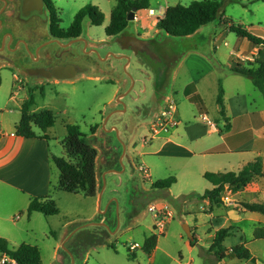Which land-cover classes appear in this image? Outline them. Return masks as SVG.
<instances>
[{"label": "rangeland", "instance_id": "rangeland-1", "mask_svg": "<svg viewBox=\"0 0 264 264\" xmlns=\"http://www.w3.org/2000/svg\"><path fill=\"white\" fill-rule=\"evenodd\" d=\"M84 1L57 0V6L64 10L61 15L63 27L70 26ZM193 1L199 0H155L153 6L158 16L160 7L164 10L167 6H189ZM219 1L223 5V16L189 37L174 38L161 30L140 31L143 36L151 38V45L161 63L149 55L134 52L128 54L127 61L119 59L118 54L124 50L118 43L114 44L115 37L106 35L111 14L101 9L105 15L102 26H93L89 20L83 25L89 37L103 42L97 47L102 51L99 53L101 58L97 57L98 63L93 64L90 58L93 56H88V68L79 75L75 74L67 81L51 80L49 83L29 71L32 65L24 56V69L0 60V129L18 125L21 106L32 96L36 101L32 113L50 110L56 117L55 126L47 132L52 154L66 157L62 143L68 125L80 126L87 141L98 151L96 174L101 184L98 197L60 191L57 177V186L51 197L57 203L58 215H38L30 223L33 233H24L17 240L38 246L43 264H244L238 259L219 262L210 256L206 243L208 231L212 229L206 214L208 208L202 212L203 205L196 202L197 196L193 194L212 186L200 175L202 168L192 161L178 159L180 154L186 155L182 149L171 146L164 154L150 155L148 152L157 149L151 150L143 145L145 141L154 140V136L162 137L173 132L180 125V120L176 127L167 120L162 129L154 127L165 121L161 114L168 102L174 101L178 105L177 95L163 92L168 83V71L170 74L175 71L174 84L181 94L179 110L188 117L198 112L197 106L186 101L181 93L190 82L200 83L211 118L216 113L214 91L218 89L220 78L226 84L229 96L234 94L235 88H240L249 100H255L257 106L264 104L262 95L253 91L257 88L251 80L241 78L242 83L236 87L231 78L238 76H228L230 58L235 67L238 62L253 64L259 48L250 47L237 54L244 41L228 30L227 23L240 25L264 39V3ZM31 2L36 13L46 11L43 0ZM147 14L146 11L137 12L140 18ZM2 18L0 41L4 33L15 31L17 24L23 28L33 24L26 20L23 24L18 20L13 22L7 16ZM138 26L137 21H131L122 34H136ZM29 27L26 35H16V40L22 38L32 50L43 39L34 35L32 26ZM191 50L200 51V56L189 55ZM109 54L115 56L107 59ZM19 55L21 57V53ZM160 75L164 77L160 79ZM132 78H135L134 84ZM148 78L151 80L147 81ZM122 95H125L121 99L123 105L117 103ZM204 120L208 119L205 117ZM167 125L170 127L166 133ZM35 131L43 134L37 128ZM173 144L190 143L186 138L175 136ZM156 162L158 166H154ZM54 168L58 176L59 171ZM169 177L176 178L170 188L171 195L153 189L154 182ZM152 207L156 210H151ZM161 209L167 216L163 227L160 219L155 217ZM26 220L25 217L22 222ZM24 225V229L27 228L28 224ZM185 226L191 229L196 240L194 247L188 244ZM154 234L158 235L159 241L153 257L143 251V245L146 238ZM130 253L137 255L136 261L130 260Z\"/></svg>", "mask_w": 264, "mask_h": 264}, {"label": "crops", "instance_id": "crops-1", "mask_svg": "<svg viewBox=\"0 0 264 264\" xmlns=\"http://www.w3.org/2000/svg\"><path fill=\"white\" fill-rule=\"evenodd\" d=\"M53 1L62 20L61 15L64 14V10H61V8L57 6V0ZM154 1L155 0H150L149 10L142 11L148 12L147 16L140 18L136 13L135 21L138 22L139 31L136 34L131 33L133 36L145 41L146 44H148V42L151 43V38L146 35L143 36L140 31H159L157 28V20H159V18L157 15L151 16L149 14L150 10L156 12L153 6L155 3ZM87 5L99 6L103 12L106 13L107 10L112 14L114 7L117 5V0H85L80 10ZM168 7L172 6H167L164 10L163 7H160L159 13L162 11L166 12ZM44 13L48 17L49 14L47 9ZM69 27L70 26L64 28L68 29ZM83 33L89 37L88 33L84 32V28ZM14 34H16V32H14ZM89 38L97 47L99 44L103 43L94 38ZM6 39V37L3 38V43H5ZM242 40L244 41V46L237 54L252 47L248 40L243 38ZM13 41L14 40L10 41V43H13ZM193 54L200 56L201 52L198 50L189 51V55ZM230 61L231 65L228 67V73L230 75L228 76L236 75L239 77L231 78L237 87L242 83L241 78L245 77L232 72L235 66L231 58ZM218 65L223 68L220 62ZM174 72L170 74L168 71V83L163 92H170L169 95L173 96L177 95L176 100L180 125L169 134H163L161 135L162 137L154 136V140L150 142L145 141L143 144L146 146L145 148L149 147L151 150L157 149L154 152H148V154H164L163 152L171 146L182 149L186 155L180 154L178 159H184L198 164L202 168L200 170L202 178H204L203 176L206 172H239L243 167L259 157L262 158L264 162V104L257 106L255 100H249L240 88H235L234 94L229 96L228 88L226 84H223V80L220 78L218 79V89L214 91V93L216 92V95H214L216 113L215 116L211 118L210 111L206 105V95L202 93L200 83L190 82L181 89V93H183L186 101L197 106L198 112L196 114L193 112V115L188 117L183 115L179 110L180 104L178 98H180L181 94L180 90L177 89L174 84ZM163 77L164 75H160V79ZM220 86L224 89L226 118L220 115V108L217 105V96ZM253 91L255 93H260L264 98L259 90L256 89ZM205 117L208 120H204ZM15 127L16 126H14V128L6 127L5 129H0V237L5 238L12 247L20 246L24 243L29 244L27 241L17 240L22 238L24 233H33L30 223L40 215V213L28 215L27 210L30 202L33 198L51 197L52 190L57 186V177L59 179V172L57 176V172L54 168L56 166L52 161V156L55 155L51 152L49 141L38 138L26 139L20 137L16 135ZM175 136L186 138L190 144H173ZM155 144H157L158 147L155 146ZM154 166H158V162H156ZM97 181L100 191L101 184L98 179ZM212 188L213 186L209 189L207 187L202 193H198L197 191L193 192V194L197 196L196 202L203 205L201 207L202 212L205 213V210L208 208V213L206 214L208 216V224L212 228L211 231H208L209 236L206 238V243L209 246L208 249L214 241L216 231L222 228H231V236L225 240L224 247L227 250H231L235 246L244 244L250 249L254 258V260L251 261H243L244 264H264V239H256L254 236L258 228L264 229V215L247 212L240 205L242 202L264 203V178L254 179L248 187L236 193L228 190L224 195L226 205L222 208H215L213 211H209V201L201 200L199 196ZM162 191H167L166 193H170L171 195V189ZM25 217L27 219L26 222H22ZM26 223L28 225L27 228L24 229V224ZM188 244L194 247L191 245L190 239ZM157 248L152 254L153 257ZM210 256L216 259L213 253H211ZM3 257L4 256L0 255V259Z\"/></svg>", "mask_w": 264, "mask_h": 264}, {"label": "trees", "instance_id": "trees-1", "mask_svg": "<svg viewBox=\"0 0 264 264\" xmlns=\"http://www.w3.org/2000/svg\"><path fill=\"white\" fill-rule=\"evenodd\" d=\"M43 2L50 15L52 33L55 36L63 35L64 31L60 27L62 20L54 1L43 0ZM250 2L252 4L258 2L264 3V0H250ZM134 7L137 8V11L149 10L150 0H117V5L111 14L110 24L106 28V35L108 37H117L127 30L129 14ZM222 7L223 5L219 0H199L193 1L189 6L176 5L168 7L164 17L159 19L157 28L164 31L170 37H189L202 27L221 18L223 16ZM87 19L93 26H102L105 22V15L95 5L85 6L77 13L70 25L67 31L68 37H79L83 33V25ZM227 23L229 31L235 33L240 38L248 40L252 47L259 48L258 56L253 64L245 65L242 62H238L237 66L232 69V72L251 80L253 85L264 96V39L252 34L240 25L237 26L230 21ZM35 105L36 101L32 96L23 103L21 120L15 127L16 135L26 139L38 138L49 141L47 132L55 126L56 117L50 110L32 113L31 110ZM217 105L220 108V115L226 118L224 89L222 86L219 88ZM35 128L39 129L43 134H37ZM86 138L87 136L82 133L80 126L68 125L67 136L62 143L66 157L52 156V161L59 170L58 189L60 191L96 198L99 191L96 174L98 151ZM203 177L213 188L207 190L199 198L201 200H208L210 203L209 211H213L215 208H222L226 205L224 195L228 190L236 193L248 187L254 179L264 178V162L259 157L247 164L239 172H206ZM175 183L176 178L169 177L155 182L153 189L168 190ZM240 205L247 212L264 215V203L242 202ZM27 213L28 215L40 213L45 217H53L58 215L59 209L52 197H39L31 200ZM230 236L231 228H222L216 231L209 252L213 253L219 262L226 259H238L240 261L254 260L250 249L244 244L227 250L224 247V242ZM254 236L256 239H264V229L258 228ZM158 241V235L154 234L147 237L143 245V251L151 256L157 248ZM190 243L192 246H195V238L190 240ZM111 248L114 249V245H111ZM0 255L8 257L16 264H43L41 252L37 246L22 244L18 247H12L2 237H0ZM129 258L131 261H136L137 255L130 253Z\"/></svg>", "mask_w": 264, "mask_h": 264}, {"label": "flooded vegetation", "instance_id": "flooded-vegetation-1", "mask_svg": "<svg viewBox=\"0 0 264 264\" xmlns=\"http://www.w3.org/2000/svg\"><path fill=\"white\" fill-rule=\"evenodd\" d=\"M0 2L2 4L0 7V19L3 16H7V18H10L13 22H17L18 20L21 24L24 23V20L33 22V24L31 23L29 25L32 26L33 34H38V36L43 39V42H40L35 48L30 50L28 43L23 41L22 38L16 40V35H26L25 31L30 27L26 26V28H23V26L17 24L15 31L4 33V37L7 38L5 43H3V40L0 41V60L12 63L14 66H19L24 69L22 58V56H24V58H28L31 62L32 68L29 69V71L38 78H42L49 83L51 80L67 81L69 78H59L70 76L72 73L79 75V72L88 68V56L95 57H90L92 58L93 64L98 63L99 59L97 57H100L99 53L102 51L99 49L100 47L97 48V46L93 44L94 42H92L85 33H82L79 37L70 38L67 35L69 28H64L61 23L60 27L64 31V34L55 36L51 31L50 15L47 17L44 12V14L36 13L31 0H0ZM2 19L0 20L1 22ZM14 32H16V34H14ZM10 34L13 35V43H10ZM127 37H130V35L122 34L121 36H117L115 37L116 42L114 43H118L121 49L124 50L118 54V58H122L126 61L128 60V54L134 52L133 49H138L137 47H127ZM15 40L17 42H15ZM147 47L151 52L156 54L151 43L148 42ZM20 53L21 57L19 55ZM137 54L146 53L138 50ZM110 57L114 56L109 54L107 59ZM153 60L160 62L159 57Z\"/></svg>", "mask_w": 264, "mask_h": 264}, {"label": "built area", "instance_id": "built-area-1", "mask_svg": "<svg viewBox=\"0 0 264 264\" xmlns=\"http://www.w3.org/2000/svg\"><path fill=\"white\" fill-rule=\"evenodd\" d=\"M149 14L151 16H156V12L154 10H150ZM165 15V12H160L159 15L157 16L159 19L163 18ZM163 118H165V121H161L160 124L158 125H154V127H158V129H162L164 127V124L166 123L167 120H171V123L173 124V126H177V124L179 123V119H178V106L175 104V102H168L167 105L165 106L164 110L162 111ZM170 126H166V128L164 129L166 131V133L168 132V128ZM151 210L155 211V207H152ZM156 218L160 219V225L161 227H163L164 225V220H167V216L166 213L163 212V210L161 209L159 211L158 215H155ZM0 264H16L14 261H12L11 259H9L8 257L4 256L1 260H0Z\"/></svg>", "mask_w": 264, "mask_h": 264}, {"label": "water", "instance_id": "water-1", "mask_svg": "<svg viewBox=\"0 0 264 264\" xmlns=\"http://www.w3.org/2000/svg\"><path fill=\"white\" fill-rule=\"evenodd\" d=\"M136 13H137V8H133L132 10H131V12H130V14H129V18H128V21L129 22H131V21H135V19H136ZM1 28H2V22L0 21V30H1ZM11 35V34H10ZM11 37V41L13 40V35H11L10 36ZM126 43H127V47H137L138 49H133L134 50V53L135 54H137L138 53V50H141V51H143V52H145L147 55H149L151 58H153V59H156V58H158L157 57V55L155 54V53H152L151 51H150V49L147 47V44H146V42L145 41H143V40H141L140 38H138V37H136V36H130V37H127L126 38ZM110 55H113V56H115L114 54H110ZM119 59H122V58H119ZM75 76V74L74 73H72V75H68V76H65V77H61V78H59V79H64V78H72V77H74ZM138 78V83L140 82L139 80V77H137ZM151 79L150 78H148L147 79V81H150ZM132 82H133V84L135 83V78H132ZM125 95H122V96H120L119 98H118V100H117V103L118 104H121V105H123V103H122V101H121V99L124 97ZM115 130H117V129H115ZM126 152V151H125ZM125 152H124V154H125ZM99 198H100V200H101V196H99ZM185 228V233H186V235H187V237L190 239V240H193V236H192V233H191V229L188 227V226H185L184 227ZM65 247V246H64Z\"/></svg>", "mask_w": 264, "mask_h": 264}]
</instances>
